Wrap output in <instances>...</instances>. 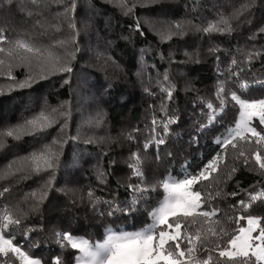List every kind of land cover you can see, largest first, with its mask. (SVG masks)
Wrapping results in <instances>:
<instances>
[{
  "label": "trees",
  "instance_id": "1",
  "mask_svg": "<svg viewBox=\"0 0 264 264\" xmlns=\"http://www.w3.org/2000/svg\"><path fill=\"white\" fill-rule=\"evenodd\" d=\"M245 2L159 0L150 3L144 0L133 15L126 16L110 0H78L75 22L79 34L72 50L78 47L79 51L71 61V73L56 74L25 88L13 86L6 76H0V129H7L39 113L45 105L59 107L63 104L69 112L63 133L59 132L60 125L57 124L42 138L25 137L19 142L8 138L7 146L0 149L2 172L15 158L50 143L53 137L64 139V148L54 171L29 179H21L19 175L0 179V192L5 187L9 189L0 196V214L6 209L17 214V206L20 213H26L21 216L22 223L15 232L14 243L19 242L23 245L22 250H30L34 258L42 261L50 262L60 255L64 264H75L77 250L62 249L56 242V232L69 231L95 241L107 227L137 230L150 222L145 209L150 211L157 200L162 199V189L150 193L147 203L134 215L125 217L117 213L109 217L106 214L110 204L124 207L130 203L133 194L129 184L141 183V178L134 176L129 167L135 163L133 153L140 157L144 183L151 185L165 175L181 177L186 168L196 172L221 151L216 138L225 127L234 126L233 117L238 118V111H230L223 124L201 131L210 112L206 105L212 102L218 106V81L228 75L232 58L238 62L245 59L239 50L245 53L264 51V33L257 32L264 26V0H253L247 17L250 23L242 22L244 17L231 21L234 30L230 34L206 35L191 28L183 37L163 40L158 32L164 23L177 20H192L193 24L207 26L220 14L229 16ZM23 6L34 9L28 0ZM21 7L20 0H11V3L0 0V30L10 39L27 33L48 45L69 35L64 22L60 23L59 32L50 26L45 32L36 24L41 17H29ZM56 11L57 7L52 6L47 18L50 20L51 13ZM137 19L142 32L135 28ZM254 34L255 39H250ZM56 51L63 55L65 50L58 48ZM240 66L244 71L232 80L251 85L247 95L264 96V56L250 65ZM236 70L234 67L233 71ZM165 73L175 86L171 99L161 91V83L168 85L163 81ZM13 74L18 81H24L23 68L14 69ZM65 79L67 84L63 83ZM169 117L176 118V123L169 125L166 143L159 149L153 144L144 150L143 143L150 134L153 118L158 122L157 132L162 135L161 125ZM97 119L100 120L98 125ZM254 123L258 124V121ZM136 129L139 131H134ZM129 134L135 139H128ZM89 138L96 142L85 143ZM193 138H198V142L193 143ZM157 151L159 160L156 159ZM169 152L173 154L171 157ZM224 163L230 168L231 156ZM228 170L221 173L226 180L219 185L221 196L211 201L213 207L220 209L218 218L226 219L225 214L264 217V196L250 200L251 195L264 192V176L259 174L258 168L250 170L238 164L231 179H227ZM100 172L105 174L103 182L97 179ZM49 179L52 186L47 195L36 210L31 211L32 205L39 200L42 186ZM216 190L214 185L207 191L214 193ZM89 191L94 193L92 199L87 196ZM33 192L35 198L29 195ZM233 192L237 195H229ZM241 200L251 204L247 213L240 209ZM240 224L245 226L246 220ZM213 257L215 264L217 254L213 253ZM15 264L19 261L15 260Z\"/></svg>",
  "mask_w": 264,
  "mask_h": 264
},
{
  "label": "snow or ice",
  "instance_id": "2",
  "mask_svg": "<svg viewBox=\"0 0 264 264\" xmlns=\"http://www.w3.org/2000/svg\"><path fill=\"white\" fill-rule=\"evenodd\" d=\"M8 2L11 3V0ZM110 2L127 16L133 15L135 8L143 4L144 0H110ZM149 2L157 3L159 0H149ZM20 3L21 11L27 16L41 17L36 24L45 32L49 26L59 32L60 23L64 22L69 29V35L65 39L45 45L35 35L24 33L10 39L4 35L3 30H0V76H6L12 81L13 86L25 88L56 74L71 73L73 71L70 66L71 61L79 51L78 47L72 50L79 34L75 22L78 0H28L34 9L23 6L25 0H20ZM252 3L253 0H246L229 16L220 14L217 20L208 22L204 27L193 24L192 20L166 22L158 35L163 40H171L173 37H183L191 28L206 35L230 34L234 30L231 21L244 17L242 22H251L247 17L250 15ZM52 6H56L57 11L51 13L49 20L46 14ZM135 28L138 32H142L138 19ZM257 32L264 33V26L259 27ZM250 39H255V34ZM58 48L65 50L63 55L57 54ZM239 51L245 59L242 62H238L235 57L231 59L227 69L228 75L217 84L218 106L212 102L207 103L206 106L210 110L208 122L201 127L203 131L212 125L223 124L224 118L230 111H238V118L233 117L234 126L225 127L221 136L216 138L215 142L221 151L196 172L188 171L186 168L182 177L165 175L151 185L144 183L143 172L139 167L140 157L137 153H133L135 163L130 164L129 167L132 168L134 176L141 178V183L129 184V190L133 194L130 203L124 207L110 204L106 214L109 217H114L117 213L125 217L134 215L139 211L140 206L147 203L150 193L162 189V199H158L156 206L151 207L150 211L145 209L150 222L137 231H128L123 227L119 230L107 227L102 241H90L77 237L69 231L56 232V242L62 249L70 247L79 252V255L74 256L75 264H213V253L217 254L215 264H264V217L252 214L233 217L225 214L226 219H221L218 218L220 209L211 204L213 199L222 194L219 185L226 182L221 175L224 169H229L226 173L227 179H231L238 170V164L250 170L258 168L259 174L264 176V96L251 97L247 95L251 85L232 80L244 71V67L240 65H250L254 60L264 56V51L246 53L242 49ZM234 67L237 68L236 71H233ZM17 68L25 70L23 82L18 81L13 74L14 69ZM163 81L168 82V85L164 86L161 83V91L171 99L175 86L169 81L167 73L164 74ZM63 83L67 84L68 80H63ZM68 115L69 112L63 104L59 107L42 106L39 113L7 129H0V149L7 146L8 138L16 142L25 137L42 138L57 124L60 125L59 132L63 133L67 127ZM254 121H258V124ZM95 123L98 125L100 120L97 119ZM157 123L153 118L150 134L143 143L144 150H148L153 144L157 149L164 145L165 137L169 135V125L176 123V118L169 117L162 123V135L157 132ZM134 131L138 132L139 129ZM128 139L134 140L135 137L129 134ZM84 142L92 144L96 141L89 138ZM197 142L198 138H193V143ZM63 148V137H53L50 143L15 158L0 172V179L16 175L21 179H29L33 175L52 172L59 163ZM172 155L171 152L168 153L169 157ZM229 156L233 161L230 168L224 163ZM156 159H160L158 151ZM104 175L100 172L97 179L103 182ZM214 185L217 188L214 193L207 191ZM51 186L52 181L49 179L42 186L39 200L32 205L31 211L36 210ZM8 191L9 189L5 187L0 192V196ZM29 195L35 198L36 193ZM229 195L235 196L237 193L233 192ZM87 196L92 199L94 193L89 191ZM261 196H264V192L251 195L250 200L256 201ZM239 205L245 213L251 207L250 203L246 204L243 200L239 201ZM24 215L26 213H20L18 206L17 214L7 209L0 214V257L5 258L0 260V264H15V260H18L19 264H64L60 255L53 257L50 262L42 261L34 258L30 250H22L23 245L19 242L14 243L15 232L22 223L21 216ZM242 220H246L247 226L240 224Z\"/></svg>",
  "mask_w": 264,
  "mask_h": 264
},
{
  "label": "rangeland",
  "instance_id": "3",
  "mask_svg": "<svg viewBox=\"0 0 264 264\" xmlns=\"http://www.w3.org/2000/svg\"><path fill=\"white\" fill-rule=\"evenodd\" d=\"M184 174V173H183ZM183 174H182V176H183ZM181 176V177H182ZM245 226H247V225H245ZM125 230H128V231H137V230H140V229H137V230H134L133 228H127V227H123ZM114 229H116V230H119L120 229V227H115ZM104 235H105V231H104V233H103V235L99 238V239H97V240H101L102 241V239L104 238ZM254 235H255V233H254ZM77 237H81V236H77ZM82 238H84V237H82ZM84 239H86V238H84ZM97 240H95V241H97ZM77 255H79V252L77 251Z\"/></svg>",
  "mask_w": 264,
  "mask_h": 264
}]
</instances>
